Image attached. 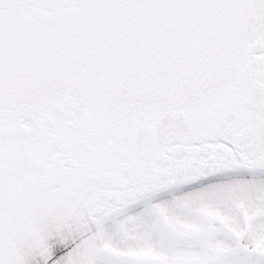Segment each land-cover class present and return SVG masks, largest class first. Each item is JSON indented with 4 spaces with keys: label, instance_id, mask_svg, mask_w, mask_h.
Returning a JSON list of instances; mask_svg holds the SVG:
<instances>
[{
    "label": "snow or ice",
    "instance_id": "6c2138e0",
    "mask_svg": "<svg viewBox=\"0 0 264 264\" xmlns=\"http://www.w3.org/2000/svg\"><path fill=\"white\" fill-rule=\"evenodd\" d=\"M0 264H264V0H0Z\"/></svg>",
    "mask_w": 264,
    "mask_h": 264
}]
</instances>
